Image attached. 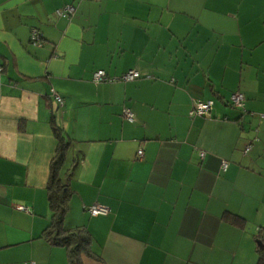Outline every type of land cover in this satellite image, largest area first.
<instances>
[{"label": "crops", "instance_id": "1", "mask_svg": "<svg viewBox=\"0 0 264 264\" xmlns=\"http://www.w3.org/2000/svg\"><path fill=\"white\" fill-rule=\"evenodd\" d=\"M0 65V264H70L43 236L54 127L81 264H258L264 0H0ZM99 69L140 77L95 83ZM197 101L210 117L190 116Z\"/></svg>", "mask_w": 264, "mask_h": 264}, {"label": "trees", "instance_id": "2", "mask_svg": "<svg viewBox=\"0 0 264 264\" xmlns=\"http://www.w3.org/2000/svg\"><path fill=\"white\" fill-rule=\"evenodd\" d=\"M35 30L39 33L42 40V33L38 29ZM0 66L2 67V65ZM139 77L140 73L137 78ZM53 130L58 139V148L50 165V175L46 186L52 216L44 230L43 236L54 245L67 248L70 264H81L80 253L81 250H87V234L80 228L68 229L64 226V216L68 210L71 191L66 182V177H62V170L70 142L63 137L58 127H54ZM224 218L236 226H242L245 221L242 216L232 212H225ZM259 257L258 264H264V248L260 250Z\"/></svg>", "mask_w": 264, "mask_h": 264}, {"label": "built area", "instance_id": "3", "mask_svg": "<svg viewBox=\"0 0 264 264\" xmlns=\"http://www.w3.org/2000/svg\"><path fill=\"white\" fill-rule=\"evenodd\" d=\"M74 8L72 5H67L62 11H58V15L67 16L68 14H71L73 12ZM30 40L33 44L38 45L41 42V36L39 33L33 29L30 34ZM2 71V67L0 66V72ZM139 76V72L137 70H130L123 75L119 77H111L107 75V73L99 69L93 73L92 80L95 83L99 82H113V81H131L134 80ZM56 99L61 103V99L59 96H56ZM211 101H197L192 109L190 110V116H201V117H210L211 116ZM231 104L235 107H238L242 110H244L245 107V96L241 92H235L231 95ZM124 117L128 121H133L134 115L129 110L126 109L124 111ZM139 155H142V151L138 152ZM203 154V153H202ZM226 162H223L222 167L223 169H226ZM18 209L20 210H26L25 207L19 206ZM88 212L91 216L96 217L98 215H105L109 212L108 208L101 206L99 204H93L88 207ZM260 241L264 242V230L262 231L260 237Z\"/></svg>", "mask_w": 264, "mask_h": 264}, {"label": "water", "instance_id": "4", "mask_svg": "<svg viewBox=\"0 0 264 264\" xmlns=\"http://www.w3.org/2000/svg\"><path fill=\"white\" fill-rule=\"evenodd\" d=\"M260 242H262V241H260ZM260 242H259V244H260ZM261 245V244H260ZM262 247V246H261Z\"/></svg>", "mask_w": 264, "mask_h": 264}]
</instances>
